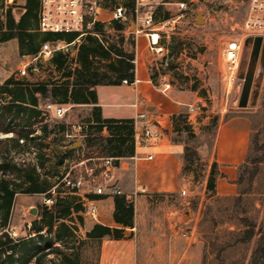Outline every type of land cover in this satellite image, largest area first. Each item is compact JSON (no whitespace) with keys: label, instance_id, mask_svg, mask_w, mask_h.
Masks as SVG:
<instances>
[{"label":"rangeland","instance_id":"obj_1","mask_svg":"<svg viewBox=\"0 0 264 264\" xmlns=\"http://www.w3.org/2000/svg\"><path fill=\"white\" fill-rule=\"evenodd\" d=\"M13 0H0V14L4 15L9 3ZM177 0H172L175 2ZM247 0H215L211 7H201L204 23L198 25V13L185 17L175 24L172 20L177 15L174 6L166 7L170 13V20L163 25H157L158 33L161 35L163 53L154 54V61L151 67V77L158 87H166V91L185 101H198L194 104L199 109L206 126H197V136L207 139V143L198 148L202 158L200 164L191 166L197 177L203 180L207 176L208 163L212 154V140L210 133L205 130L211 121L218 119L220 122L231 118L242 111L239 108V101L243 91L244 82L240 79L242 75L253 76V85L250 92L247 111L252 115L257 129L256 140L258 145L264 143V60L262 55L256 58L253 54V45L245 44L240 55V66L238 70L237 83L228 94L224 91L221 82V72L224 65V50L228 42L236 38V33L231 32V24L240 23L245 16ZM117 3L127 4V0H104L101 3L98 20L104 22V36L99 37L106 45L112 43L108 37L117 33L111 26L112 11ZM222 9V12H220ZM216 11L217 14L211 13ZM232 18V22L230 21ZM18 19V18H16ZM125 41L117 44L127 53L134 52V37L130 34L135 31L134 20L131 18L125 24ZM133 27V28H132ZM118 41V40H116ZM117 43V42H116ZM67 44V43H66ZM89 45L86 38L80 40L64 51L68 55L64 71L56 70L51 60H42L37 63L38 71L32 70L31 58L21 51L18 40H12L0 44V87L9 79L22 83L33 84L40 81L44 83H62L63 76L78 66L77 59L82 46ZM107 46V45H106ZM108 61L97 62L93 70L106 69ZM25 68L26 75L21 76L20 71ZM8 96L0 93V104L8 102ZM47 102H53L47 100ZM46 102V103H47ZM43 103L40 110L43 109ZM67 112L62 120H48V133L45 134L41 127H34V134L26 144L19 141L23 147L19 150L10 148L7 151V158L13 164L22 168L24 174H31L36 168L41 181L49 185L59 186V192L55 195L58 201H64L75 206L84 205L83 199L86 195L94 193L95 189L89 178L86 179L83 189L74 193L63 186L62 180L69 170L72 171V178L76 175L85 176L86 168L98 166L97 162H89L86 165H79L80 160L85 158V139H68L66 137L70 125L85 123L94 124L91 116V108H79L71 105H64ZM65 123V131L51 132V130ZM44 125V124H42ZM191 132L192 127L187 125ZM13 138V135H0V139ZM183 137H186L184 134ZM36 138V139H35ZM35 139V140H34ZM80 141L83 145L73 150V146ZM206 163V164H205ZM120 172V191L127 194V174ZM16 178L13 174L0 172V180ZM118 178V177H117ZM107 194L110 193L109 185L105 184L100 177L96 180ZM22 186L14 199L10 211V218L4 225L0 220V238L2 241L11 239L17 246L14 260L19 261L24 253L33 249L36 256L29 264H117L118 261L102 259L103 241L87 238V233L94 225L99 224L85 214V209L74 213L68 219L54 221L53 229L49 230V221L44 220L40 213L45 206L42 194L26 195L23 191L28 187V181L18 180ZM164 197V198H162ZM161 198L152 194L139 192L132 196L134 202L136 229L134 232L137 250V264H201L203 257V246L192 245L183 239L177 232L179 226H184L187 221L186 214L182 223H176L184 210L183 201L177 196L165 194ZM50 207V206H48ZM36 208L37 215L29 213L30 209ZM177 212H179L177 214ZM99 221L107 223L110 216L108 207L103 205L99 208ZM1 215V214H0ZM175 223L177 226L174 229ZM172 227V229L170 228ZM69 229L63 232L61 238L56 237L59 228ZM35 228H41L42 232L37 234ZM63 228V229H64ZM25 248V250H24ZM122 249H120L121 251ZM120 251H117L118 253ZM9 255V253H7ZM5 257L1 258V262ZM209 261V260H208Z\"/></svg>","mask_w":264,"mask_h":264},{"label":"trees","instance_id":"obj_2","mask_svg":"<svg viewBox=\"0 0 264 264\" xmlns=\"http://www.w3.org/2000/svg\"><path fill=\"white\" fill-rule=\"evenodd\" d=\"M39 9L40 0H13L9 3L4 15L0 14V44L18 40L22 52L29 56H37L44 43L65 42L72 44L77 39V35L46 33L38 41V35L30 33L29 28L37 26ZM16 14L19 16L18 19H16ZM156 17L161 22H167L171 18L170 13L162 6L157 7ZM111 26L117 33L109 36L108 40L115 41V43L109 45L106 41V46L99 39L100 35L104 36L105 25L101 22L95 23L92 33L86 37L89 45L82 46L79 51L78 66L63 76L65 81L62 83L50 84L40 81L27 84L15 81L12 78L0 87L1 95L9 98L8 102L0 104V135H13V138L0 139V172L13 174L16 177L15 179L0 180V220L4 225L10 218L15 196L23 186L18 183V180L28 181V187L23 191V194L26 195L42 194L46 197H52L50 192L58 185H49L46 181H41L36 168L31 170V174H24L22 168H19L7 158V151L10 148L19 150L23 147L19 141H23L26 144L24 147L29 148L28 144L34 138L31 137L35 132L34 127L42 126L41 130L45 134L48 133V120L45 119L43 109L40 110L42 103L44 105L47 100H52V103L57 105L91 106V116L95 123L92 124L94 133L87 137L84 142L85 148L89 150L85 154L86 159L93 157L114 158L116 164L119 159L133 155V121L103 119L95 90L97 86H119L122 85L124 80L133 83L135 79V54L134 52L126 53L120 47L125 41L126 25L111 22ZM117 44L121 45L117 46ZM50 60L56 70L64 71L68 55L64 52H57L53 54ZM104 60L108 61L106 69L102 71L93 70L94 64ZM186 119L187 116L184 114L175 117L177 135L172 139L174 144H185L183 156L185 168L202 162L198 148L204 146L208 141V138L202 139L191 132L185 124ZM228 119L226 118L225 121ZM66 128L65 123H61V125L54 127L51 132L65 131ZM217 128L218 119H215L205 129L207 133H210L212 142H214ZM104 130L108 133L107 137L102 136ZM184 134H186V137H183ZM214 168L215 165H212V175L208 185V190L211 192L214 191ZM237 185L240 196L264 195V143L257 147L253 154L251 153L247 157L246 164L240 167ZM56 192L58 194L59 187ZM83 208L81 204L73 206L64 201H58L54 197V204L50 207L45 205L41 209L40 215L44 220L49 221L47 226L49 230H52L54 221L68 219L74 213L79 214ZM253 209L239 197L232 201L229 200V204L219 210V213L231 225H235L236 218H239L238 225L245 228V231L240 234L224 231L219 235L207 236L206 243L203 245L201 264H264V235L253 249L250 248L255 236L254 228L257 222L246 216ZM256 212L258 211L256 210ZM134 218L133 200H128L124 194L116 195L114 196L113 219L122 228H110L96 224L87 233V238L99 241L123 240L125 238L124 228H134ZM211 222L210 230L213 231L217 226V222L214 220H211ZM63 228H59L57 231V238H61L63 232L69 230ZM34 231L40 234L42 229L35 228ZM6 238L7 240L4 242L0 238V264H29L36 256L33 249H26L24 256L19 261L14 260L16 249L22 246L14 244L11 239H8V236ZM210 255L214 256L211 260H209ZM2 257H5L4 262H1Z\"/></svg>","mask_w":264,"mask_h":264},{"label":"crops","instance_id":"obj_3","mask_svg":"<svg viewBox=\"0 0 264 264\" xmlns=\"http://www.w3.org/2000/svg\"><path fill=\"white\" fill-rule=\"evenodd\" d=\"M153 2L156 4L168 3L170 5L166 7H170L176 1L153 0ZM166 7L163 8L166 10ZM16 15V18H18V14ZM137 29L138 27L135 26V31ZM29 32L36 33L38 41L45 34L40 32L38 24L35 28H29ZM134 32H130V34L134 37L135 42V79L130 85L97 86L95 90L98 97V106L101 109L102 118L105 120L135 121L139 114L145 113L147 119L144 122H138L139 128L149 125L159 129L163 133V138L156 147L149 149L134 147L132 156L119 159L115 164L113 185L119 188L117 180L120 178V172H125L124 174H127V194L124 192L122 194L126 195L128 200H133L132 196H135L142 189H145L147 194H152L154 197L161 198L165 194H170L182 199L184 210L181 211L182 214L176 220V223L183 222V214L185 213L187 221L183 224L186 228L189 227L192 230L191 237L187 241L192 245L202 246L206 243V237L209 235H219L224 231L240 234L245 231V228L238 225L239 218H236L235 225H231L219 213L222 207L229 204V200L232 201L241 197L245 204L258 211L256 212L253 209L246 216L257 222L254 228L255 236L250 246L253 249L264 235V195L240 196L237 185L240 167L245 165L247 157L251 153L253 154L257 147H260L256 140L258 131L255 128L254 119L250 113L244 111L248 107L240 108L242 111L237 112L235 116L227 121L220 122L218 125L211 158L208 163L207 176L200 180L192 167L185 168L183 162L185 144H174L172 142L173 137L177 135L175 117L180 114L187 116L185 124L190 125L196 135L198 134L197 126H206V120L203 118L202 113H199V109L194 107V104L198 101H185L167 92L166 87H158L154 84L151 77L154 53L149 49L148 31L144 30L139 36H135ZM27 57L31 58L32 62L36 58V56L29 55ZM34 64L36 63L34 62ZM74 107L91 108L87 105ZM190 109H194V111L191 112ZM102 136L107 137L108 133L104 130ZM149 156H152L153 159L149 160ZM212 165H215L213 192L208 190ZM184 190L187 191L186 197L181 195ZM86 196L87 198L83 199V203L85 201L91 202L98 208V211L103 205L108 207L110 216L107 223L101 221L96 223L110 228H122L113 219V196L107 194L100 197L95 193H89ZM211 220L217 222V226L213 231L210 230ZM134 223V228H124L125 238L123 240H102L103 260L109 261L111 258L117 260V264H137L134 235L136 229L135 218ZM176 223L174 229L177 226ZM170 228L172 229L171 226ZM120 249L122 250L120 251ZM213 258L214 256H209V260Z\"/></svg>","mask_w":264,"mask_h":264},{"label":"built area","instance_id":"obj_4","mask_svg":"<svg viewBox=\"0 0 264 264\" xmlns=\"http://www.w3.org/2000/svg\"><path fill=\"white\" fill-rule=\"evenodd\" d=\"M104 0H40V9L38 12V27L40 32L57 35H77V39L72 44L65 42H49L42 46L38 56L33 60L36 64L32 65L34 72L38 71L37 63L51 58L57 52H64L68 47L80 44V40L86 38L92 33V28L98 20L101 3ZM122 1V0H121ZM215 0H177L173 6L176 8L177 15L172 20L175 24L185 17L197 14L201 7H212ZM168 3L156 4L153 0H127V4L117 3L112 11L111 22H119L126 24L129 19L134 20V25L138 29L134 32L135 36H139L144 30L148 31L149 49L156 55L163 53L161 45V35L156 29L157 25H163L156 17V9L159 6H169ZM222 12V9L221 11ZM214 15L216 11H212ZM232 22V18H230ZM104 23V22H101ZM140 27V28H139ZM230 30L236 33V38L230 40L224 50V65L221 72V82L226 93H230L237 83L238 70L240 66V55L245 44L249 40H256L258 38L264 41V0H247L245 16L240 23L231 24ZM21 76L26 75L25 68L20 71ZM123 85H130L127 80L122 81ZM191 112L194 109H190ZM44 116L46 120H62L67 112L65 106L57 105L52 102H47L43 106ZM147 119V114L141 113L137 119L133 121L134 129V147L142 149H149L156 147L163 138V133L159 129H155L149 125L139 128L138 122H144ZM92 124L78 123L70 125L66 137L68 139L76 140L86 139L94 133ZM106 131V130H105ZM107 132V131H106ZM85 148V147H84ZM85 148V152H88ZM149 160L153 157L149 156ZM114 158H89L82 159L79 165H86L89 162H97L98 166L86 168L85 176L76 175L72 178V171L70 170L62 180L63 186L68 190L79 193L87 178L90 179L95 195L105 196L107 193L103 186L96 182L97 177H100L105 184L109 185L110 196L121 195L122 192L113 185ZM57 185L50 192L52 197L44 196L46 206L54 204V197L57 194ZM140 192L146 193L145 189ZM183 197L187 196V191L181 192ZM85 214L95 222L99 221V211L91 202L85 201L83 205ZM177 232L185 240L191 237V228L179 226Z\"/></svg>","mask_w":264,"mask_h":264},{"label":"water","instance_id":"obj_5","mask_svg":"<svg viewBox=\"0 0 264 264\" xmlns=\"http://www.w3.org/2000/svg\"><path fill=\"white\" fill-rule=\"evenodd\" d=\"M196 23L198 25H201L204 23V18L202 13L199 11L198 13V19L196 21ZM249 44L253 45V54L256 58H258L260 55H262V59L264 60V41L260 38L252 41L249 40L248 42ZM240 79L244 82L243 84V91L240 97V101H239V108H247L248 107V101L250 98V92H251V88L253 85V76L252 75H242L240 77ZM82 145V143L80 141H78L74 146H73V150L77 149L78 147H80ZM31 215L36 216L37 215V209L33 208L30 210L29 212Z\"/></svg>","mask_w":264,"mask_h":264}]
</instances>
